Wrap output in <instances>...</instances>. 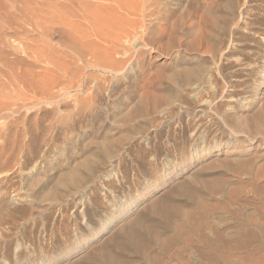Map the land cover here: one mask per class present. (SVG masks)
<instances>
[{"label":"rangeland","instance_id":"1","mask_svg":"<svg viewBox=\"0 0 264 264\" xmlns=\"http://www.w3.org/2000/svg\"><path fill=\"white\" fill-rule=\"evenodd\" d=\"M127 1L0 0V264H264V0Z\"/></svg>","mask_w":264,"mask_h":264},{"label":"bare ground","instance_id":"2","mask_svg":"<svg viewBox=\"0 0 264 264\" xmlns=\"http://www.w3.org/2000/svg\"><path fill=\"white\" fill-rule=\"evenodd\" d=\"M77 1H78L79 6L83 3V0H77ZM104 1H106V0H104ZM111 1L113 2V0H110V2ZM114 1H115L114 4H116V5L113 4L114 6L110 5V2H109V5L108 4L105 5L106 3H104V4L100 3L99 4V3L93 2V3L88 4L87 9L80 10L81 11V14H80L81 22H79L77 24L78 27H75V28H78L77 30H80V31H78V33L81 35L82 40H84L82 43V46H84L86 48V51H87V55H85V56H90V59H95V57L98 56L97 54L100 52L107 55V56H111V55L113 56L115 53L117 54V52L115 51V48H117V46H119L121 48V45H119L120 40L121 39H129V38H131V36L133 38H135V36L138 33V32H136L137 26L129 24V22L124 21V19L121 20L120 18H118V17H120V15L118 16V14L120 13V12H118L119 10L120 11L124 10L122 12L131 13L133 15L136 12L139 13L141 8L139 9V7L137 5L138 3L136 2L137 4H135V2H133V0H129V1H132L133 3L130 2L131 4L129 3V5H127L128 4L127 3V4H125L126 5L125 6L122 4V2H123L122 0H120V2L122 1L121 3L119 1H116V0H114ZM129 1H127V2H129ZM125 2H126V0H125ZM125 2H123V3H125ZM97 4H99V5H97ZM81 6H80V8H81ZM103 11L105 12L104 15L101 13ZM117 12H118V14H117L118 17H116ZM122 15L123 14H121V16ZM133 15H132V17H133ZM77 18H78V16H77ZM72 20H74V19H72ZM70 27H71V25H70ZM82 27H84V29H82ZM133 38H132V40H133ZM67 47L69 48L71 46H68V44H67ZM215 57H216V55L213 54L212 59L215 60ZM212 81H213L212 83H214L215 85L218 83V79L216 78V76L213 77ZM212 94L214 95V97H216V95H217L216 92H213ZM260 116L264 118V115L261 114ZM263 118L261 120L264 123ZM263 226L264 225H262V227Z\"/></svg>","mask_w":264,"mask_h":264}]
</instances>
